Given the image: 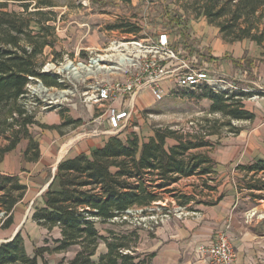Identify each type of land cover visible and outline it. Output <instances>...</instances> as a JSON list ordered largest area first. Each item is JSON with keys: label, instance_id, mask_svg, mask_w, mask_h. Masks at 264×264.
<instances>
[{"label": "trees", "instance_id": "trees-1", "mask_svg": "<svg viewBox=\"0 0 264 264\" xmlns=\"http://www.w3.org/2000/svg\"><path fill=\"white\" fill-rule=\"evenodd\" d=\"M197 3L195 16L203 15L209 24L218 28L224 40L249 39L264 48V0H200ZM6 5L5 0H0V162L22 140L27 141L23 158L34 162L40 156V147L29 127L52 126L39 123L20 99L27 94L30 77L46 86L63 85L56 75L41 71L37 62L44 48L54 44L48 38V35L56 38L54 26L48 23L53 18L32 16L26 19L21 12L7 10ZM22 7L27 10L26 4ZM42 13L37 10L31 15ZM124 32L136 33L137 30L129 28ZM198 89L195 98L210 99L207 113L218 114V118L201 120L185 132L170 127L155 128L153 135L141 142L135 133L126 139L113 134L102 146L88 153L62 158L44 191L43 205L34 207L31 213V219L47 230L58 227L60 237L53 239L54 248L40 246L30 255L17 232L0 243V264H48L43 258L45 252L64 251L72 246L77 248L74 255L61 259L58 264H146L150 254H147L148 260H142L135 250L139 239L136 229L121 232L107 229L104 235L99 232L97 223L114 224L122 218L125 220L121 223H125L124 216H130L127 210L134 208H141L146 215L147 209L160 201L164 193H170L179 206L192 201L216 203L220 196L213 201L196 200L193 193H177L173 185L182 178L215 173L208 153L193 150L212 146L210 137L218 135L217 126L237 133L239 128L233 120L254 119V113L244 107L243 100L256 94L262 96L264 92L215 91L207 85ZM59 113L63 115L62 111ZM168 139L175 142L167 145ZM237 169L244 173L238 188L247 190L251 199L261 198L264 176L259 174H264V159L238 165ZM202 185L206 186H201L200 192L203 187L214 189L205 182ZM26 189L18 175L0 172L1 229L12 224L13 209ZM99 242L105 243L106 251L95 261L92 256Z\"/></svg>", "mask_w": 264, "mask_h": 264}, {"label": "rangeland", "instance_id": "rangeland-1", "mask_svg": "<svg viewBox=\"0 0 264 264\" xmlns=\"http://www.w3.org/2000/svg\"><path fill=\"white\" fill-rule=\"evenodd\" d=\"M5 1L7 10L21 12L26 19L32 16L35 18H53L48 23L54 26L53 33L56 38L54 39L49 35L48 38L53 40L54 44L53 46H46L43 54L37 57L41 71L49 72L50 75H56L51 68L52 64L60 62L65 64V59L75 56L76 53L81 57H85L84 47H90L93 52H97L104 48L111 39H120L123 36L132 37V35H126V32H124L129 28L137 30L133 34L134 36L145 39H153L159 32L165 31L172 40L170 45L172 50L177 47V44L181 45L179 46L180 52L174 50L177 64L184 61L190 67L195 66L210 71H218L206 64L211 61L210 48L205 45L199 46L198 42L192 39L188 27L189 20L198 17L195 16L194 9L200 0H130L127 2L121 0ZM43 2H48L49 5ZM24 4L27 6L26 11H24L25 7H22ZM37 10L43 12L42 15H31L32 11L36 12ZM116 25H119V27H115ZM32 26L35 27L34 24ZM260 60L263 61V59ZM226 77L235 84V90L264 92V79L258 80L257 76L252 73H248L243 77L231 73ZM39 86L46 88L47 92L53 94L54 97L41 92ZM26 87L27 94L20 99L21 104L27 111L35 115L39 123L52 127L40 125L29 127V132L40 143L43 151L46 152L45 158L37 168L25 167L22 161L21 151L25 147L26 140H22L13 151L7 154L3 169L7 171L14 170V174L20 176L27 189L23 198L13 209V224L7 229L0 228V243L10 238L15 233L14 231L19 228L18 232L24 240L25 249L31 255L34 253V249L42 246L48 238L47 231L31 220V213L34 207L42 203L44 185L54 171L53 164H55L57 158L59 159L60 154L61 158L69 155L80 142L92 137V134L89 133H95L97 130L94 128L95 122L93 120L102 114L103 108H96L93 105V114L91 115V111L77 94L81 89L80 86L74 90L75 95L63 91L69 87L67 81L62 86H46L39 79H33L28 82ZM172 92L174 94H165L160 100H156L147 91L146 101H139L140 104L137 103L133 108L129 123L124 128L125 134L123 132L120 137L126 139V137L135 133L141 142L153 135L155 128L170 127L185 132L190 131L191 126L196 125L201 120L203 122L206 118L219 117L218 114L211 115L207 113L209 106L206 100L195 98L199 89L176 87ZM58 94H62V96L58 97ZM262 96H264V93ZM262 96L256 94L246 100L252 102ZM61 111L63 120L60 115H57ZM57 116L60 117L59 123H55L57 122ZM101 127H103L102 129L106 128L103 125ZM216 129L218 135L212 137L213 142H216L220 136L227 132L225 128H219V126ZM169 140L175 142L174 139ZM167 145H169L168 142ZM63 148H65L64 152L61 153ZM207 151L208 148L193 150L196 153ZM38 168L40 171H37ZM215 176V173L202 176L193 175L188 179L178 181L173 186L177 189V193L189 192L195 194L196 200L213 201V197L205 195V192H208L206 187H203L204 191L202 192L199 188L206 186L202 185L204 182L207 185H214L216 183ZM239 179L238 177L235 178L234 183L241 186ZM239 189V199L235 205L236 228L232 230V233L229 228L237 257L230 264H264V195L261 198L251 199L247 190L244 188ZM196 204L199 203L192 201L186 206H179L170 193H164L163 198L148 209V214H153L152 217L149 218V215H146V218H143L140 216V212L135 210L133 214L126 218L125 223H121L122 220H125L122 218V220L115 221L114 224L102 225L101 228L104 234H106V229L117 232L136 229L142 236L145 233L152 236V232L173 219L196 217ZM224 227L214 229L211 240L215 231ZM201 243L209 242L196 243L193 248L194 253H197V246ZM102 246L99 247L97 252L101 250ZM74 250L75 248H71L65 252L51 253L46 255V259L50 264H56L60 259L70 258ZM137 253H140V259L142 260L148 258L145 252L139 251ZM192 259L193 264L199 263L197 262L199 258L192 256ZM203 260L204 264H215L207 258H203Z\"/></svg>", "mask_w": 264, "mask_h": 264}, {"label": "crops", "instance_id": "crops-1", "mask_svg": "<svg viewBox=\"0 0 264 264\" xmlns=\"http://www.w3.org/2000/svg\"><path fill=\"white\" fill-rule=\"evenodd\" d=\"M188 27L190 28L192 39L198 42L199 46L205 45L210 48L211 61L206 64H208L209 67L216 68L218 70L216 72L222 73L225 76L232 73V75L234 74L236 76L242 77L246 76L248 73H252L257 76L258 80L264 79V48L258 45L255 41L249 39H243L234 42L226 41L220 35L218 28L209 24L203 15L198 16L196 19H190L188 22ZM133 34V32L126 33V35L130 36H134ZM170 42L172 43V40ZM179 46L181 45L177 44V47L174 48L176 52H180L181 49ZM260 59H263V61ZM172 64H177L176 60H173ZM162 87L165 91V94H174L172 91L174 88H176L173 87V84L169 80L163 81ZM147 95L148 93L145 90L140 92L134 99V108L137 103L140 104V102L146 101L145 99L147 98ZM202 99L207 101L208 106L210 105V99ZM246 99L243 100L244 107L254 113V119L233 120L232 123L239 128V131L237 133L226 132V134L220 136L216 142H212V146L208 147L207 153L214 162L213 166L216 175V183L213 185L214 189H207L208 192H205V195L213 197V200H216L219 196L220 198L218 201H216V203L213 204H196V217L191 216L183 219H173L168 223L163 224L156 231L152 232V236H148L146 233L142 236L140 232H138L139 239L135 250L136 252L141 251L148 255L150 254L149 262L146 264H193L194 258L192 259V256L200 259H198L197 262L199 263L197 264H204V257L199 255V253H194V245L201 241L211 242L212 232L218 227L220 228L226 225L228 231L230 228L231 233L232 230L236 228L235 205L239 199L240 189L238 188V184L234 183V179L238 177L240 178L239 180L241 182V178L244 174L243 171L237 169V166L248 164L255 160L264 159V96L258 97L252 102H249V100ZM85 105L89 108V111H91L92 115L93 104ZM57 115H60V113ZM62 116L60 115L61 119L63 120L64 118ZM57 117V122L55 123H59L60 117ZM105 117L106 116L104 114L103 108L102 114L98 115L96 119L93 120L95 122L94 128L95 130L97 129L96 132L89 133L92 134V137L80 142V144H78L76 148L71 151L72 153L66 155L65 157L73 156L82 152L88 153L91 149L102 146L110 136V134L106 133L108 125ZM101 125L105 126L106 128L102 129L103 127H101ZM124 130L125 129H122L119 133H117L119 137L123 134ZM214 136L216 135H212L210 137L211 141L213 140L212 137ZM21 142L22 141H20V143ZM167 142L169 145L174 143L169 139ZM39 147L40 156L38 160L34 162L26 161L23 158L22 151L25 147L22 149L21 158L25 164V167L29 166L30 168H37L38 165L40 166L41 161L45 158L46 152L43 151L40 143ZM9 152L4 155L2 161L0 162V172L14 174V170L7 171L3 169L7 154H9ZM62 158H57L55 161L56 165L53 164L54 171L47 179L42 194H44V191L52 182L55 175L56 166ZM37 171H40V169L38 168ZM259 175L264 176L262 173ZM18 177L20 178L19 175ZM190 177L182 179H188ZM20 181L25 184L21 178ZM42 205L43 199L41 205L39 206ZM33 222L36 223L35 221ZM105 224L107 223H97V228L101 234H104L101 226ZM40 227L44 228L48 233V238H46L42 246H49L50 249H53L55 246L53 239L60 237L58 227H54L50 231L43 226ZM101 245H103L101 250L97 252ZM71 248H75L73 254L70 256L72 257L76 252V246L69 247L64 251L45 252L43 254V258L48 264H50V262H48L46 259V255L57 252H65ZM105 251V243L99 242L92 258L97 261L99 255ZM38 261L41 262L42 259L38 257ZM58 262L56 264H58Z\"/></svg>", "mask_w": 264, "mask_h": 264}, {"label": "built area", "instance_id": "built-area-1", "mask_svg": "<svg viewBox=\"0 0 264 264\" xmlns=\"http://www.w3.org/2000/svg\"><path fill=\"white\" fill-rule=\"evenodd\" d=\"M170 45L165 31L153 39L123 36L109 40L97 52L84 47L85 57L78 53L67 57L66 69L60 68L61 62L52 64L51 68L59 83H69V87L63 90L65 93L75 95L74 90L80 86L77 94L83 103L104 108L110 134H117L128 125L134 99L140 92L147 90L154 99L160 100L165 95L162 87L165 80L171 81L173 87L184 89L207 85L215 91H235V84L222 73L190 67L184 61L172 64L176 53ZM33 79L38 80L30 77ZM135 210L143 218L153 215H143L141 208L127 210V213L131 215ZM197 253L215 264L232 263L236 253L227 226L216 230L211 242L199 244Z\"/></svg>", "mask_w": 264, "mask_h": 264}, {"label": "bare ground", "instance_id": "bare-ground-1", "mask_svg": "<svg viewBox=\"0 0 264 264\" xmlns=\"http://www.w3.org/2000/svg\"><path fill=\"white\" fill-rule=\"evenodd\" d=\"M61 68L66 69V68H67V63L62 64V65H61ZM68 68H69V67H68ZM39 90H40L41 92L47 94L48 96H53V94L48 93V92H47V89L44 88L43 86H39ZM61 96H62V94H58V97H61ZM53 97H54V96H53ZM64 149H65V148H63V149L61 150V153L64 152ZM59 157H61V154L59 155ZM14 232H15V231H14Z\"/></svg>", "mask_w": 264, "mask_h": 264}, {"label": "water", "instance_id": "water-1", "mask_svg": "<svg viewBox=\"0 0 264 264\" xmlns=\"http://www.w3.org/2000/svg\"><path fill=\"white\" fill-rule=\"evenodd\" d=\"M18 232V230L10 237V238H8V239H6V240H3L2 242H4V241H7V240H9V239H11L16 233Z\"/></svg>", "mask_w": 264, "mask_h": 264}]
</instances>
